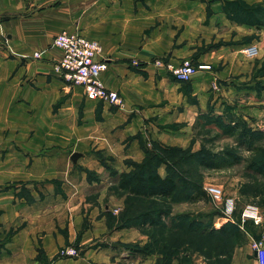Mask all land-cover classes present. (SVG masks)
I'll list each match as a JSON object with an SVG mask.
<instances>
[{
  "label": "crops",
  "instance_id": "0c3cea01",
  "mask_svg": "<svg viewBox=\"0 0 264 264\" xmlns=\"http://www.w3.org/2000/svg\"><path fill=\"white\" fill-rule=\"evenodd\" d=\"M223 1L0 0L1 92H5V86H8L11 99L17 96L23 99V121L42 109V99L47 105L54 98L64 97L62 107L67 111L74 110V106L83 102L80 129L88 132L86 138H92L94 144L110 147L117 154L115 164L142 158L137 140H132L138 132L143 139L150 141L188 146L193 123L207 111L210 103L212 106L219 100L218 103L226 104L232 97L242 98L246 92L251 93L253 96L250 97L254 99L256 91L247 90L246 86L254 88L260 79H264L259 73L260 58L250 65L237 58L241 49L250 46L245 44L244 34L241 33L246 28L226 21ZM208 7L209 14L206 13ZM220 21L223 31L214 42L222 41V44L218 50L199 54L196 62L210 66L211 70L197 75L189 83V91L182 92V83L152 68L145 70L147 76L141 84L133 83L138 80L129 71V62L134 58L148 62L154 56L148 41L144 47V30H155L164 37L170 33L168 30H215L216 23ZM259 29L264 32L263 26ZM62 32L79 34L99 42L101 53L96 59L107 63V70L100 75V81L108 90L120 94L123 99L120 110L111 109L104 103L98 120L94 118L98 101L88 100L80 87L74 88L69 95L63 86L65 82L52 71V62L61 55L58 49L52 47V42ZM200 43L180 37L176 47L169 51L171 62L176 64L182 58L191 57ZM256 47L259 53V44ZM35 52L41 53L40 60H33ZM164 52L162 48L156 54ZM219 62L222 67L215 70ZM252 78L250 84H243L244 80ZM213 82H219V88L216 86L214 91ZM259 84L264 86V82ZM258 89L263 90L259 86ZM256 104L262 102L259 100ZM17 107L21 109V106ZM238 109L233 110L254 117L264 115V107L247 108L241 104ZM18 110L16 112H20ZM31 123L34 125L35 120ZM79 159L82 163L87 161L84 154H80ZM36 164L34 161L30 169L23 172L20 167L7 168L5 172L3 166L0 183H4L5 175L19 179L22 173L29 179L52 178L51 170L46 167L43 173L38 172ZM42 174L44 177H41ZM158 174L164 177L159 171ZM77 175H70L74 186L68 192L71 197L63 210L45 208L38 211L37 203H26L16 198L14 189L0 191V264H161L160 255L130 251L133 246L142 249L145 239L139 229L123 226L120 215L125 209L126 196H111L104 202L107 188H103L94 206L84 203L82 198L73 199L86 189V186L81 188L84 177ZM233 198L238 211L228 222L235 223L245 206H254L264 222L263 205L244 204L238 197ZM204 209L200 211L208 213ZM108 210L112 214H108ZM218 218L221 220L219 225L228 223ZM258 228L261 230V227ZM247 239L244 245L231 253L227 264H257L251 249L252 237ZM65 247L75 248L80 256L57 259L58 251ZM170 264L183 263L173 259ZM189 264L214 263L200 253L192 252Z\"/></svg>",
  "mask_w": 264,
  "mask_h": 264
},
{
  "label": "rangeland",
  "instance_id": "374dc122",
  "mask_svg": "<svg viewBox=\"0 0 264 264\" xmlns=\"http://www.w3.org/2000/svg\"><path fill=\"white\" fill-rule=\"evenodd\" d=\"M253 1L224 0L222 10L226 21L246 28V31H241L244 34L243 41L246 45L258 46L259 44L261 51L256 56L248 58L241 49L237 58L243 59L249 65L258 62L257 58H260L259 73L263 78L264 32H260L259 27H264V0ZM206 11L207 14L211 12L209 7ZM220 24L221 21L216 23L215 30H168L170 33L165 34L164 37L157 34L155 30H144V47L148 41L150 52L154 53V56L148 62L136 58L129 62L128 69L138 80L133 83L141 84L147 76L145 70L152 68L155 71L161 70L170 79L182 83V92L189 91V83L205 71H199L191 81L184 82L174 78L165 65L169 63L172 66H178L183 59L191 60L195 66L204 65L196 63L198 55L219 49L222 41L215 43L214 40L222 34L223 30ZM180 37L185 38L186 41L193 39L197 42L200 41L201 45L196 47L197 51L191 57L182 58L180 63L174 64L171 62L169 51L176 47ZM259 39L261 40L259 41ZM162 48L165 49V52L156 54ZM158 61L162 65H158ZM221 67L222 64L219 62L215 70ZM210 70L211 67L207 71ZM252 80L253 78L244 80L243 84H250ZM259 82L263 83L264 79H260ZM259 82L254 85V88L246 86L247 90L254 89L256 91L255 100L250 97L253 96L251 93L246 92L242 98L232 97L226 104L218 103L219 100L215 101L212 106L210 103L207 111L199 115L193 123L189 132L191 141L188 146L182 147L168 142L150 141L143 139V135L138 132L132 137V140H137L139 145L137 149L142 153V158L139 161L127 160L122 164H115L117 154L110 147H99L94 144L92 138H86L87 131L84 132L80 129L83 102L74 106V110L67 111L62 107L65 101L64 97L54 98L47 105L42 99L40 105L42 109L36 110L35 115H31L30 118L23 121V99L20 96L11 99L8 86H5V92H1L3 89L0 87V171H3L4 166V170L20 167L23 172V170L30 169L34 161L37 162L38 172L43 173L46 171V167L47 170L52 171V178L47 180L29 179L24 177L23 173L19 179H11L5 175L2 180L4 183H0V191L14 189L16 198L26 203H37L38 211L45 208L63 210L71 197L68 192L74 186L70 179V175L73 173L84 177L85 181L81 188L86 186V189L79 196L72 198L77 200L78 197L82 198L84 203L91 206L97 204L100 191L103 188H107L104 202L111 196L121 197L115 189L120 170L127 174L159 171L164 177L170 174L178 185L175 197L170 200H144L143 208L147 216L151 215L150 217L154 218L162 215L158 225L153 227L144 225V252L168 253L174 249L183 259L184 254L189 251L188 244H190L193 249L210 254L211 257L208 256V258L211 261L214 262L217 259L222 262L223 259L219 256H212V252L229 254L240 246H237L234 240H228L225 235L211 232L222 225L215 226V224L221 223L218 218L221 214H217V211L220 213L219 210L208 198L206 201L197 198L200 200L194 203L189 202V199L194 192H200L199 190L203 192L205 186L214 185L221 188L225 196H236L244 204L250 202L264 206V115L254 117L240 113V111L235 113L233 110L238 109L241 104L247 108L264 107V86ZM6 84L9 82L6 81ZM63 86L68 90V93L76 88V86L67 83ZM216 86L219 88V82L212 83L213 91ZM258 86L260 89L263 88L262 92L259 91ZM4 97L6 104H4ZM259 100L262 104H256ZM102 104L104 103H97L94 111V118L98 120ZM17 106H21V109L18 110ZM107 106L120 110L123 105L117 107L107 104ZM17 110L20 112H16ZM31 120H35L34 125ZM73 153L84 154L87 161L82 163L79 157L76 163H73L70 159ZM202 155L207 156L210 166L200 165L199 160ZM5 172L7 171L5 170ZM0 176H3L1 172ZM41 177L44 175L42 174ZM139 205L134 204V214L142 212L136 208ZM200 209L208 211L209 215H205ZM106 212L111 213L109 210ZM150 217H146L147 220ZM260 231V228H254L255 234L258 235ZM242 238L244 239L245 236ZM138 247L133 246L130 251L139 253L141 247L139 249ZM160 260L167 263L171 258L160 257Z\"/></svg>",
  "mask_w": 264,
  "mask_h": 264
},
{
  "label": "built area",
  "instance_id": "2783aa9c",
  "mask_svg": "<svg viewBox=\"0 0 264 264\" xmlns=\"http://www.w3.org/2000/svg\"><path fill=\"white\" fill-rule=\"evenodd\" d=\"M52 47L61 53L60 58L52 62V71L62 81L80 87L88 100L102 102L108 105L120 107L123 99L116 91L108 90L100 81V75L107 70V63L104 60H97L101 53V46L98 42L89 40L79 34L62 32L54 37ZM246 57L252 58L257 55L256 46H248L243 49ZM35 60L41 59V53L35 52L32 55ZM162 65L161 62H157ZM166 69L174 78L180 81L189 82L199 71L210 69L207 65L195 66L189 59H183L178 66L167 63ZM213 86H215L213 84ZM204 191L212 204L220 212V217L225 221H231L238 211L237 202L233 197L224 195L221 188L208 185ZM245 222H250L255 227H261L258 238L251 239V249L255 253L257 264H264V222L254 206H245L240 213V227ZM219 225V224H215ZM80 253L73 247L61 248L57 253V259L78 258Z\"/></svg>",
  "mask_w": 264,
  "mask_h": 264
},
{
  "label": "trees",
  "instance_id": "16d2710c",
  "mask_svg": "<svg viewBox=\"0 0 264 264\" xmlns=\"http://www.w3.org/2000/svg\"><path fill=\"white\" fill-rule=\"evenodd\" d=\"M208 161L209 159L205 155H202V157L199 160L200 165H204V166H210ZM115 189L117 193L120 194V196L122 195L126 196L125 209L123 213L120 215V219L123 223V226L135 227L144 233L145 224H147L150 227L158 225L160 221V217L162 216L159 215L154 218L150 217L151 215L147 216V214L144 213V208H143L144 200H152V199L170 200L174 198L175 195L177 194L178 185L170 174H167L165 177H161L157 171H153V172L149 171L148 173L145 174L143 173L140 174L138 172H131L127 174L121 172L117 176ZM199 191L200 192H194L193 196L189 199V202L194 203L200 199L206 201L207 198L210 201L209 197L207 196L204 190L203 192L201 190ZM134 204L136 205L140 204L139 206H136V208H139V210H141L142 212H138L137 214H134L133 213ZM217 214L220 213H218L217 211ZM205 215H209V214L205 213ZM146 217H150V219L147 220ZM240 226H241L240 217L238 216V219L236 220L235 223L228 222L226 224H223L221 227H219L216 230H211V232H217L222 235H225V237H227L228 240L229 239L234 240L235 243H237L236 244L237 246H241L245 244L248 236H251L254 239L258 238L257 234L254 233L255 227L250 222H245L242 228ZM242 236H245V238L243 239ZM188 246H189V251L184 254L183 259L181 256H179L178 251L174 249L172 252H168V253L167 252L161 253L159 251L144 252V247H143L142 249H139L138 252L140 253L144 252L143 253L144 255L157 254L160 255L162 258L163 257L171 258V260L167 263H163L160 260L161 264H170L173 259H177L183 264H189L190 253L192 252H198L202 254L205 257V259H207L211 263L227 264L228 261L230 260L231 253L233 252L231 251L229 254L212 252V256L213 255H215L216 257L219 256L220 258L223 259L222 262H219L217 259H215L216 261L213 262L208 258V256L211 257L210 254H206L205 251L202 252L199 251L198 249L197 250L193 249L190 244H188Z\"/></svg>",
  "mask_w": 264,
  "mask_h": 264
},
{
  "label": "water",
  "instance_id": "95a60500",
  "mask_svg": "<svg viewBox=\"0 0 264 264\" xmlns=\"http://www.w3.org/2000/svg\"><path fill=\"white\" fill-rule=\"evenodd\" d=\"M80 157V154H78V153H73L72 155H71V157H70V159H71V161L73 162V163H76V161H77V159ZM254 256H255V253H254Z\"/></svg>",
  "mask_w": 264,
  "mask_h": 264
}]
</instances>
